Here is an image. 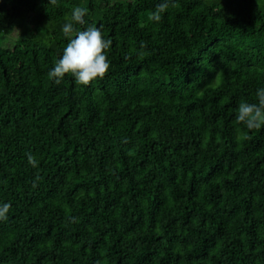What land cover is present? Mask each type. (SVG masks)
<instances>
[{
	"label": "trees",
	"instance_id": "obj_1",
	"mask_svg": "<svg viewBox=\"0 0 264 264\" xmlns=\"http://www.w3.org/2000/svg\"><path fill=\"white\" fill-rule=\"evenodd\" d=\"M159 2L0 0V264H264V0ZM76 6L87 86L48 76Z\"/></svg>",
	"mask_w": 264,
	"mask_h": 264
},
{
	"label": "clouds",
	"instance_id": "obj_2",
	"mask_svg": "<svg viewBox=\"0 0 264 264\" xmlns=\"http://www.w3.org/2000/svg\"><path fill=\"white\" fill-rule=\"evenodd\" d=\"M48 2L55 4L57 0ZM169 2L170 0H160L152 14L154 21L161 20V14L167 10ZM87 15V8L76 6L71 10L70 19L62 26L67 43L48 71L49 78L56 84H60L66 74H70L75 83L87 86L96 79H103L110 69L108 49L112 40L105 38L101 27L88 23ZM74 25H84V28L80 30ZM255 96V102L241 100L236 110L237 123L249 131L264 128V87H258ZM29 162L34 163L31 157ZM10 209L9 202L0 201V220L7 219Z\"/></svg>",
	"mask_w": 264,
	"mask_h": 264
}]
</instances>
